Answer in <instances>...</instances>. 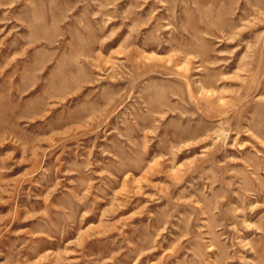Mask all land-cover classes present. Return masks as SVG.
I'll return each instance as SVG.
<instances>
[{
	"label": "rangeland",
	"instance_id": "374dc122",
	"mask_svg": "<svg viewBox=\"0 0 264 264\" xmlns=\"http://www.w3.org/2000/svg\"><path fill=\"white\" fill-rule=\"evenodd\" d=\"M0 264H264V0H0Z\"/></svg>",
	"mask_w": 264,
	"mask_h": 264
}]
</instances>
